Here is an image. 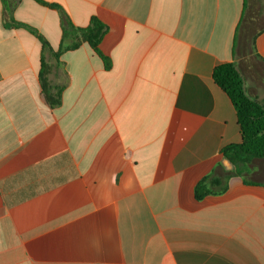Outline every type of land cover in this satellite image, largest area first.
<instances>
[{
  "label": "crops",
  "instance_id": "crops-1",
  "mask_svg": "<svg viewBox=\"0 0 264 264\" xmlns=\"http://www.w3.org/2000/svg\"><path fill=\"white\" fill-rule=\"evenodd\" d=\"M42 1L64 12L0 0V264H264V158L233 174L213 81L235 62L264 106V0ZM65 16L106 25L110 69L87 43L54 57Z\"/></svg>",
  "mask_w": 264,
  "mask_h": 264
},
{
  "label": "trees",
  "instance_id": "trees-1",
  "mask_svg": "<svg viewBox=\"0 0 264 264\" xmlns=\"http://www.w3.org/2000/svg\"><path fill=\"white\" fill-rule=\"evenodd\" d=\"M35 1L43 6L63 11L59 5H49L42 0ZM24 27L29 28L28 26ZM106 30V25L98 18H92L87 28H78L73 25L68 16H65L62 43L59 51L53 53L54 57L59 59L63 53L76 50L83 43H87L104 61L106 69H110V59L99 48ZM69 39H72V42L67 44ZM41 42L44 47L49 48L46 41L41 39ZM50 70V65L43 59L40 70L43 95L46 103L54 108L61 104L62 89H54L49 83ZM213 81L235 108L239 132L238 141L223 147L221 155L234 166L233 174L242 176L248 171L249 165L254 160L264 158V106L246 94L243 76L235 62H218L213 70ZM207 180L204 179L197 186V199H201L207 194V191L202 188Z\"/></svg>",
  "mask_w": 264,
  "mask_h": 264
},
{
  "label": "clouds",
  "instance_id": "clouds-1",
  "mask_svg": "<svg viewBox=\"0 0 264 264\" xmlns=\"http://www.w3.org/2000/svg\"><path fill=\"white\" fill-rule=\"evenodd\" d=\"M221 164L223 165L225 171H233L232 167H230L224 160L221 161ZM232 179L234 178L233 177L228 178L229 184H231Z\"/></svg>",
  "mask_w": 264,
  "mask_h": 264
}]
</instances>
